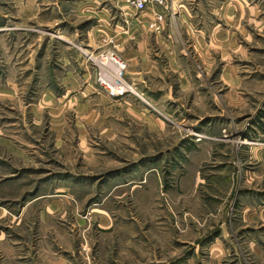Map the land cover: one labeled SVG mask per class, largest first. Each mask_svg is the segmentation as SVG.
I'll return each instance as SVG.
<instances>
[{
    "label": "rangeland",
    "instance_id": "374dc122",
    "mask_svg": "<svg viewBox=\"0 0 264 264\" xmlns=\"http://www.w3.org/2000/svg\"><path fill=\"white\" fill-rule=\"evenodd\" d=\"M161 11L0 0V264H264V0Z\"/></svg>",
    "mask_w": 264,
    "mask_h": 264
},
{
    "label": "built area",
    "instance_id": "2783aa9c",
    "mask_svg": "<svg viewBox=\"0 0 264 264\" xmlns=\"http://www.w3.org/2000/svg\"><path fill=\"white\" fill-rule=\"evenodd\" d=\"M123 2L136 11H149L155 19L160 20L163 16L161 9L167 8L169 0H123ZM110 60L116 68L114 79L108 81L104 77H101L98 79V83L109 95H120L126 91V83L123 76L125 65L118 56H112ZM120 91H123V93L119 94L118 92Z\"/></svg>",
    "mask_w": 264,
    "mask_h": 264
},
{
    "label": "bare ground",
    "instance_id": "6f19581e",
    "mask_svg": "<svg viewBox=\"0 0 264 264\" xmlns=\"http://www.w3.org/2000/svg\"><path fill=\"white\" fill-rule=\"evenodd\" d=\"M104 61H106V58H103V62H104ZM118 93H119V94H120V93H123V91H120V92H118Z\"/></svg>",
    "mask_w": 264,
    "mask_h": 264
}]
</instances>
